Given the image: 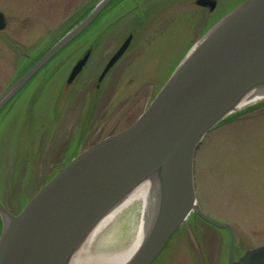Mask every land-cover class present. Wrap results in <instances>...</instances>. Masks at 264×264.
Masks as SVG:
<instances>
[{
    "label": "rangeland",
    "instance_id": "obj_1",
    "mask_svg": "<svg viewBox=\"0 0 264 264\" xmlns=\"http://www.w3.org/2000/svg\"><path fill=\"white\" fill-rule=\"evenodd\" d=\"M99 1L0 0L7 20L0 32V97ZM212 1L213 9L197 0H117L31 79L0 115V202L6 209L20 214L69 160L130 128L189 45L246 0ZM131 35L126 54L99 82ZM88 52L83 72L68 84ZM263 102L244 106L208 133L194 159L198 204L233 226L237 256L264 245ZM142 219L139 202L107 228L96 250L131 247ZM229 241L228 231L191 216L153 264H227Z\"/></svg>",
    "mask_w": 264,
    "mask_h": 264
},
{
    "label": "water",
    "instance_id": "obj_2",
    "mask_svg": "<svg viewBox=\"0 0 264 264\" xmlns=\"http://www.w3.org/2000/svg\"><path fill=\"white\" fill-rule=\"evenodd\" d=\"M114 0H100L0 97V112L58 53L84 33ZM214 8L212 0H197ZM6 19L0 12V31ZM201 50L165 83L127 130L83 151L48 182L19 215L0 202L4 229L0 264H64L94 224L148 179L157 183L153 219L141 248L127 264H153L192 216L228 230V264H264V245L236 257L231 224L205 214L194 180L195 153L206 135L229 115L264 98V0H249L203 39ZM202 40V42H203ZM132 35L104 68L99 82L127 52ZM71 70L72 84L89 61ZM257 96L241 102L251 93ZM7 217V218H6Z\"/></svg>",
    "mask_w": 264,
    "mask_h": 264
},
{
    "label": "bare ground",
    "instance_id": "obj_3",
    "mask_svg": "<svg viewBox=\"0 0 264 264\" xmlns=\"http://www.w3.org/2000/svg\"><path fill=\"white\" fill-rule=\"evenodd\" d=\"M247 1H249V0H246L243 3H246ZM242 4H240V5H242ZM240 5L233 8L226 16H228L230 13L234 12ZM220 22H221V20L218 23H216L215 25H213L197 42H194L192 45H189V47L187 48V50L184 53L183 58L177 64L174 71L169 76L168 80L176 71H178L181 67L183 68L186 65L185 63L187 62V59L190 57L189 56L190 54L197 53L199 49L201 50V47H203L204 42H206V39L205 40H203V39ZM202 40H203V42H202ZM167 81H166V83H167ZM255 95H256L255 93L249 94L241 102L240 105L249 103V101L254 100V98L257 97ZM157 183L158 182H153L152 179H148L147 181H144L135 190H133L126 198H124L122 201H119L114 206V208H112L109 212L104 214L94 224L91 231L82 240H80L78 246L74 249V251L70 252L67 255L64 264H127L129 260H132L136 256V254L138 253L139 249L141 248L142 243L145 239V236L149 230L150 224H148V219H149V221L153 219V213L151 211H154V207H155V203H156L155 198L157 197V190H158ZM139 202L140 203L142 202V204H143V219H142V225H141L139 234H138L135 242L133 243V245L131 247H129L128 249L119 251L117 253H111L108 251H102V252L97 251L96 245H97V241L101 237V235L107 230V228L109 226H111L117 220V218L123 212L131 209V207L133 205H135ZM8 212L12 214V212H10L9 210H8ZM12 215H14V214H12ZM193 215H195V214H193ZM1 217H0V221H1ZM1 222L2 223H1L0 237H1L3 229H4L3 221H1Z\"/></svg>",
    "mask_w": 264,
    "mask_h": 264
},
{
    "label": "trees",
    "instance_id": "obj_4",
    "mask_svg": "<svg viewBox=\"0 0 264 264\" xmlns=\"http://www.w3.org/2000/svg\"><path fill=\"white\" fill-rule=\"evenodd\" d=\"M116 1H117V0H116ZM33 63H34V62H33ZM33 63H32V64H33ZM261 106L263 107V106H264V103H263ZM1 223H2V222L0 221V231H1Z\"/></svg>",
    "mask_w": 264,
    "mask_h": 264
}]
</instances>
